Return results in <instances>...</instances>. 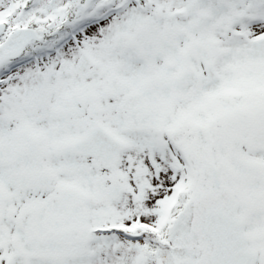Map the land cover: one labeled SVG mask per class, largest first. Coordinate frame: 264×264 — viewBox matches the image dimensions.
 Listing matches in <instances>:
<instances>
[{"label":"snow or ice","instance_id":"obj_1","mask_svg":"<svg viewBox=\"0 0 264 264\" xmlns=\"http://www.w3.org/2000/svg\"><path fill=\"white\" fill-rule=\"evenodd\" d=\"M0 264H264V0H0Z\"/></svg>","mask_w":264,"mask_h":264}]
</instances>
